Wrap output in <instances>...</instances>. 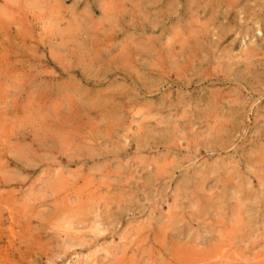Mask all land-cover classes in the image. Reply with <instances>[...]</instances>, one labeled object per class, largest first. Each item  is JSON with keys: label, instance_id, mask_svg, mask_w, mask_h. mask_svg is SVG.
Instances as JSON below:
<instances>
[{"label": "rangeland", "instance_id": "374dc122", "mask_svg": "<svg viewBox=\"0 0 264 264\" xmlns=\"http://www.w3.org/2000/svg\"><path fill=\"white\" fill-rule=\"evenodd\" d=\"M263 16L0 0V264L264 263Z\"/></svg>", "mask_w": 264, "mask_h": 264}, {"label": "bare ground", "instance_id": "6f19581e", "mask_svg": "<svg viewBox=\"0 0 264 264\" xmlns=\"http://www.w3.org/2000/svg\"><path fill=\"white\" fill-rule=\"evenodd\" d=\"M210 3H211V2H210ZM225 4H226V3H225ZM211 5H212V4H211ZM214 5H216V4L213 3V6H214ZM213 6H212V7H213ZM229 7H230V6H229ZM251 9H252V8H251ZM263 17H264V16H263ZM170 28H171V27H170ZM205 34H206V33H205ZM182 41H183V40H182ZM195 43H197V41H196ZM195 43H193V45L196 46L197 44H195ZM198 45H199V44H198ZM198 45L196 46V48L200 46V45H199V46H198ZM201 45H202V44H201ZM195 46L193 47V50H195V49H194ZM204 46H205V45H204ZM200 47L202 48V46H200ZM204 48H205V47H203V50H204ZM205 49H206V48H205ZM171 50H172V49H171ZM180 51H181V50H180ZM200 51L203 52L202 49H201ZM192 52H194V51H192ZM197 53H198V52H197ZM199 53H200V52H199ZM173 55H174V54H173ZM186 55H187V54H186ZM263 63H264V62H263ZM175 65H176V64H175ZM191 65H192V64H191ZM176 68H177V67H176ZM247 68H248V67H247ZM263 69H264V68H263ZM244 71H246V67H245ZM248 71H249V70H248ZM246 72H247V71H246ZM239 74H240V73H239ZM240 76H241V75H240ZM243 76H244V74H242L241 77H243ZM243 78H244V77H243ZM96 98H97V97H96ZM91 100H92V99H91ZM80 104H81V103H80ZM82 105H83V104H82ZM236 108H237V107H236ZM207 109H208V108H207ZM221 109H222V108H221ZM215 110H216V109H215ZM235 110H238V108L235 109ZM235 110H234V111H235ZM239 110H240V109H239ZM207 111L210 112V109H208ZM211 111H212V109H211ZM232 112H233V110H232ZM240 112H241V110H240ZM242 112H243V110H242ZM214 113H215V112H214ZM238 113H239V112H238ZM209 114H210V113H209ZM235 114H236V113H235ZM231 116H232V115H231ZM233 116L236 117L235 115H233ZM63 123H64V122H63ZM57 125H58V124H57ZM47 131H48V130H47ZM50 131H51V130H50ZM230 131H231V130H230ZM69 134H70V133H69ZM67 135H68V134H67ZM163 135H164V134H163ZM63 137H64V136H63ZM58 138H60V137H58ZM61 140H62V139H61ZM55 141H56V140H55ZM58 142H60V141H58ZM58 142H57V143H58ZM58 144H61V143H58ZM55 145H57V144L55 143ZM58 146H59V145H58ZM59 147H60V146H59ZM4 152H5V151H4ZM5 153H6V152H5ZM2 154H3V153H2ZM260 154L263 155L264 152H263V153H260ZM262 155H261V157L264 156V155H263V156H262ZM256 157H257V156H256ZM263 159H264V157H263ZM257 161H259V159H258ZM215 171H216V170H215ZM222 172H223V171H222ZM254 173H255V172H254ZM261 174H262V173H261ZM231 176H232V175H231ZM236 176H237V175H236ZM204 183H205V182H204ZM232 184H233V183H232ZM247 184H248V183H247ZM194 185H195V184H194ZM234 185H235V184H234ZM233 187H234V186H233ZM239 188H240V187H239ZM239 188H237V189H239ZM204 189H205V188H204ZM240 189H241V188H240ZM245 192H246V191H245ZM249 194H250V193H249ZM250 195H251V194H250ZM246 196H247V195H246ZM252 196H253V195H252ZM255 197H256V196H255ZM236 199H237V198H236ZM239 199H240V198H239ZM246 199H247V198H246ZM257 199H258V198H257ZM260 200H261V198H260ZM253 201H254V200H253ZM237 202H238V203H237V207H236V204H235V206H234V207L236 208L234 212H236V210L239 209L238 206H239V205L241 206V204H242L243 201L238 200ZM257 202H258V201H257ZM259 203H260V201H259ZM244 204H245V203H244ZM244 204H243L242 206H244ZM246 204H247V203H246ZM233 205H234V204H233ZM240 206H239V207H240ZM242 206H241V207H242ZM244 207H245V206H244ZM246 207H247V206H246ZM237 208H238V209H237ZM79 212H80V211H79ZM236 214H237V213H236ZM233 216H234V218H235V215H233ZM237 216H238V214H237ZM237 216H236V217H237ZM209 219H210V218H209ZM186 226H187V225H186ZM178 243H179V242H178ZM184 245H185V244H184ZM180 250H181V249H180ZM138 256H139V255H138ZM215 259H216V258H215ZM225 259H226V257H225ZM205 263H206V262H205ZM178 264H179V263H178ZM180 264H181V263H180ZM196 264H197V263H196ZM254 264H255V263H254ZM260 264H261V263H260ZM262 264H264V263H262Z\"/></svg>", "mask_w": 264, "mask_h": 264}]
</instances>
